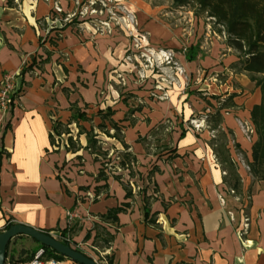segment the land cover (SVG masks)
Instances as JSON below:
<instances>
[{
	"label": "crops",
	"instance_id": "crops-1",
	"mask_svg": "<svg viewBox=\"0 0 264 264\" xmlns=\"http://www.w3.org/2000/svg\"><path fill=\"white\" fill-rule=\"evenodd\" d=\"M54 1L0 0V81L14 75L22 92L8 111L0 109V231L11 222L66 230L74 242L100 243L105 264H264V182L253 178L247 164L257 134L254 129L244 134L240 126L243 118L253 127L250 111L261 100L260 89L243 111L239 104L244 102L235 98L234 106L222 110L243 193L250 195L247 202L230 192L209 132H167L164 121L154 116L145 127L126 115L110 116L122 126L123 141L115 138L111 147L122 150L126 143L137 162L125 172L107 170L98 177L101 156L87 147L91 123L76 132L75 144L69 137L72 124L89 120L88 114V119L76 120L72 113L77 108L87 113L84 107L96 103L103 69L78 45L85 41L78 30L84 21L65 22L69 16L63 13V20L52 17L59 6ZM34 58L37 64L21 74ZM57 120L63 123L62 134L54 132L52 144ZM64 133L70 135L62 143ZM118 173L121 179L115 178ZM128 181L132 195L124 186ZM245 206L252 220L249 231L240 234ZM117 207L124 208L117 222L101 217ZM229 211L235 213L234 220ZM108 232L113 234L109 247L104 245Z\"/></svg>",
	"mask_w": 264,
	"mask_h": 264
},
{
	"label": "rangeland",
	"instance_id": "rangeland-1",
	"mask_svg": "<svg viewBox=\"0 0 264 264\" xmlns=\"http://www.w3.org/2000/svg\"><path fill=\"white\" fill-rule=\"evenodd\" d=\"M54 2L58 3L64 18L69 16L77 23L84 21L78 30L83 32L85 41L78 45L84 55L88 53L102 65L96 103L84 107L90 118L76 127L72 124V136L69 138L70 144H75L76 132L86 129L83 125L91 123L93 134L98 132L103 137L99 138L102 141L100 150L110 149L107 154L101 153L100 158L103 163H108L106 171L125 172L113 166L121 154L111 147V143H117L116 139L104 133H114L110 114L107 113L104 130L103 127L98 128L102 122L99 111L106 112L104 109L110 107L116 117L126 115L134 125L140 123V127H145L147 119L151 121L154 116L155 120L164 121L162 125L167 132H179L184 128L199 136L209 132L213 138L216 135L220 137L224 126L221 124L220 129L214 131L205 121L206 113L215 111L211 103L228 105L231 102L228 95L235 93L234 98L244 102L239 104V110L243 111L256 98L259 88L255 87L251 74L242 70L241 57L228 44L226 34L218 32L210 17L204 13L197 16L190 6L176 7L173 0ZM67 33L71 36V32ZM190 53H194L192 60L188 58ZM93 73L97 78V69ZM20 91L15 93L16 98L22 94ZM233 109L238 110L236 107ZM240 121L244 134L251 135L249 121L243 118ZM69 135H62V143ZM227 136L229 141L231 136ZM240 154L243 155L242 152ZM39 244L29 235H18L10 241L7 255L19 259L21 250H25L21 258L28 259L40 247ZM99 245L82 242L81 248L98 264H105Z\"/></svg>",
	"mask_w": 264,
	"mask_h": 264
},
{
	"label": "trees",
	"instance_id": "trees-1",
	"mask_svg": "<svg viewBox=\"0 0 264 264\" xmlns=\"http://www.w3.org/2000/svg\"><path fill=\"white\" fill-rule=\"evenodd\" d=\"M173 4L176 7L190 6L193 8L194 13L197 16L200 13H204L207 17H210L213 24L217 27L218 32L225 33L228 44L238 51L239 56L241 57L242 70H245L251 74V80L255 82V87L260 89L261 100L259 103L254 104L250 111L251 121L253 123V129L256 131L257 139L254 141L252 146V160H248L247 164L249 166V172L253 178L255 180L264 182V0H173ZM193 55L194 53H190L188 55L189 60L193 59ZM35 59L36 58L32 59L31 63L24 66V68L21 70V74H24L28 70H32L31 68L37 64H35ZM211 96L215 99L218 98L215 95ZM228 96L229 100H231L228 105L227 103L216 105V107L211 105L212 107H215V111L208 112L205 115V121L208 122L211 129L214 131H218L222 124V110L235 105L234 97L236 94L231 93ZM76 104V102H73L72 106L76 107ZM107 113L110 114V118L114 112L111 109H108L106 112L99 111V114H101L102 118V122L99 124V127H103L104 130V121L108 116ZM72 118L76 120H84L88 119V116L85 111L77 108L72 113ZM110 121L111 127L114 129V133H110V131H105V133L108 134V136L117 138L120 142H123L121 139L122 126L119 124V122L112 118H110ZM62 126L63 123L58 120L53 123L52 132L50 133L52 144H55L53 133L55 132L60 136L62 134ZM229 132L231 134L233 133L232 130H229ZM184 134L185 130H183L182 136ZM219 136L220 137L216 135L212 138V144L214 146L216 157L220 159L225 165V181L228 183L230 189L235 190L237 195H242V176L238 171V162L235 161L231 156L230 148L228 147L229 141L227 133L225 130H221ZM99 142L101 141L97 139L96 134H93L92 137H90L89 145H87V147L92 149V151L96 153L97 156H101V153L107 154L109 150L101 151L98 149V151H96V146ZM122 145L123 149L118 150L119 154H121L120 160L116 165H113L115 168L121 170L129 168L132 162H137V158L133 155L132 151L128 150V145L126 143H122ZM234 145L239 152L244 154L239 143L235 142ZM107 166V162L103 163V161H101V169L99 171L98 177H103L106 175ZM122 177L123 176L120 173L115 176L117 179H121ZM128 185H130V181L124 183V186L127 189V194L132 195ZM122 210H124L123 207L112 208L101 217L104 220L110 219L113 222H117L118 214ZM146 213L149 215L150 209L147 208ZM12 224L15 223L11 222L7 224L5 229ZM45 231L48 233L50 232V230ZM57 231L66 233V230L57 229ZM107 234L108 236L104 239V245L109 247L113 238V234L110 232ZM87 238H89V235H87ZM39 246H44L51 257H54L58 260H64L67 258L48 246L43 244H39ZM24 252L25 250H21L19 260H23L21 256ZM33 253H31L28 258H30ZM106 258L108 259V256H106Z\"/></svg>",
	"mask_w": 264,
	"mask_h": 264
},
{
	"label": "built area",
	"instance_id": "built-area-1",
	"mask_svg": "<svg viewBox=\"0 0 264 264\" xmlns=\"http://www.w3.org/2000/svg\"><path fill=\"white\" fill-rule=\"evenodd\" d=\"M61 9L59 6H55L53 8L52 14H54L52 17H55L56 15H59L60 17L58 20H63V16L60 13ZM69 19V17L65 18L64 20ZM17 83H15V77L14 75H6L1 81H0V109L6 110L9 107L10 101L12 97H15V93L19 90ZM250 128V127H248ZM253 130V127L250 128ZM230 192L237 197L238 200H242L243 202H247L250 199V195H247L245 193H242V195H237L234 189H229ZM247 208L246 206L242 210V217L240 220V233L244 234L250 229V224L252 220V216L249 212L245 210ZM229 214L231 218L235 219V213L233 211H229ZM49 234H51L54 238L58 239L59 241L71 245L73 248L83 251L81 248L82 242H74L72 237L67 233H62L61 231H50ZM97 261V260H96ZM76 264L71 259H64V260H58L54 257L49 256L48 251L44 246H40L33 255L25 260H19L15 258L13 255H6L4 264ZM98 263V262H97Z\"/></svg>",
	"mask_w": 264,
	"mask_h": 264
},
{
	"label": "water",
	"instance_id": "water-1",
	"mask_svg": "<svg viewBox=\"0 0 264 264\" xmlns=\"http://www.w3.org/2000/svg\"><path fill=\"white\" fill-rule=\"evenodd\" d=\"M29 235L40 244L48 246L59 254L72 259L79 264H98L97 261L86 253L73 248L71 245L63 243L54 238L45 230L32 227L30 225L15 223L0 232V264H4L7 247L10 241L18 235Z\"/></svg>",
	"mask_w": 264,
	"mask_h": 264
},
{
	"label": "bare ground",
	"instance_id": "bare-ground-1",
	"mask_svg": "<svg viewBox=\"0 0 264 264\" xmlns=\"http://www.w3.org/2000/svg\"><path fill=\"white\" fill-rule=\"evenodd\" d=\"M145 42H147V40H145Z\"/></svg>",
	"mask_w": 264,
	"mask_h": 264
}]
</instances>
